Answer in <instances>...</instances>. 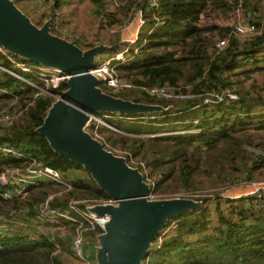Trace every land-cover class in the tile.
I'll return each mask as SVG.
<instances>
[{
  "label": "trees",
  "instance_id": "trees-1",
  "mask_svg": "<svg viewBox=\"0 0 264 264\" xmlns=\"http://www.w3.org/2000/svg\"><path fill=\"white\" fill-rule=\"evenodd\" d=\"M51 1L49 33L59 38L53 33V17L67 0ZM93 1L101 23L119 29L99 54L118 51L119 31L136 11H142L144 20L137 49L129 48L126 60L109 63L114 76L129 86L108 95L162 107L146 113H102L116 129L98 126L103 147L125 151L121 155L127 163L130 156L138 157L153 181L152 194L161 197L157 199H164L160 196L164 192H181L182 199L192 197L201 203L169 217L140 264H264V194L260 198L194 197L206 184L232 188L250 182L264 168V0H157V7H151L149 0H125L116 7L120 18L105 0ZM236 11L256 27L248 39H238L230 27L213 20ZM39 23L42 26L43 19ZM143 27L147 29L144 34ZM223 39L227 44L217 51L216 43ZM41 66L4 47L0 50V112L18 113L13 124L1 131L0 144H10L19 153L18 157L0 153V173L33 162L53 167L73 186L50 201L60 209L67 208L71 198L105 200L110 196L92 174L56 152L39 131L55 97L69 89L67 78L53 83ZM97 87L113 89L103 78ZM150 87L192 97H150L143 89ZM227 92L237 97L230 98ZM216 94L225 100L204 103ZM55 189L52 182L42 181L29 186L24 199L0 197V220L12 227L0 235V264H71L68 255L74 257L70 240L75 223L66 222V234H56L54 241L49 234L33 235L29 225L33 220L49 225L36 206ZM212 200L216 201L215 219L209 206ZM78 209H84V204H78ZM23 212L24 224L8 221ZM70 214L81 219L76 211ZM172 224L175 228L162 234ZM101 233L88 230L84 235L86 241H98ZM95 256L94 249L90 257Z\"/></svg>",
  "mask_w": 264,
  "mask_h": 264
},
{
  "label": "water",
  "instance_id": "water-1",
  "mask_svg": "<svg viewBox=\"0 0 264 264\" xmlns=\"http://www.w3.org/2000/svg\"><path fill=\"white\" fill-rule=\"evenodd\" d=\"M0 45L57 68L68 79L69 89L56 97L39 131L56 152L82 164L117 200V206L93 208L110 218L98 237L96 264H140L166 220L194 204L182 198L147 200L149 186L140 171L130 167L124 157L106 150L83 126L97 109L135 114L162 107L132 103L102 92L90 70L101 48L83 52L73 43L51 35L48 25L38 29L11 0H0Z\"/></svg>",
  "mask_w": 264,
  "mask_h": 264
},
{
  "label": "built area",
  "instance_id": "built-area-1",
  "mask_svg": "<svg viewBox=\"0 0 264 264\" xmlns=\"http://www.w3.org/2000/svg\"><path fill=\"white\" fill-rule=\"evenodd\" d=\"M149 5L151 7H157V0H149ZM137 20H139L138 29L135 33V38H125L124 41L126 43H134L138 37V32L141 26L144 24V20L142 17V11L138 10L137 12ZM226 25L230 27L231 33L240 40L248 39L254 34L256 27L253 23L245 22L241 19L239 11H236L231 15ZM230 16V17H231ZM123 41V40H122ZM227 44V40H219L216 43V50L221 51ZM3 46L0 45V50ZM128 48L125 45L120 46V50L115 57V59L119 61H124L127 58ZM124 57H127L124 59ZM26 70V68L23 67ZM99 69L100 72H105L104 79L107 84L115 89L122 88L123 86H129L119 81L113 74L112 69L109 67L110 71H108L107 67ZM92 73V72H91ZM16 75V74H14ZM62 73L57 76L51 75V81L53 83H57L59 80L64 78ZM19 77L18 75H16ZM54 78L56 82H54ZM45 81H47L45 79ZM146 94L150 97L155 98H165V99H188L191 98L190 94H173L169 92L165 87H150L143 88ZM2 91H5L2 89ZM228 93V92H227ZM230 98H236L237 96L228 93ZM224 95H215V99L205 98L204 103L209 102H221L225 100ZM107 115H99V117H95L93 115H89L88 120L83 126V130L89 133L93 138L102 143L103 137L98 133V126H106L112 130H116L114 127L110 126L103 120ZM153 117V116H152ZM15 120V115L11 112H0V134L1 128L9 127L13 124ZM91 123L94 124V128L90 129ZM190 131V130H187ZM115 155L122 156L121 152L116 150H109ZM0 153L4 155H11L14 157H18L19 153L15 150L10 144L3 143L0 144ZM125 158V157H124ZM126 160V158H125ZM127 162V161H126ZM132 168H137L143 176V180L149 186V191L146 195L147 200H156L158 197L152 194L153 181L149 177L148 169L143 162L135 160V158H129V163H127ZM42 181L52 182L55 186V191L50 192L45 199L44 202L38 204L36 206V210L38 215L45 220L49 225L55 226L56 229L59 230V236H64L67 232L66 222L75 223V228L71 236L70 240V249L77 260L78 264H96V260L91 258L87 252L86 248V238L85 231L88 230H101L103 233L105 231L106 224L110 221V218L107 214H99L93 210L96 206H117V200L112 197H109L105 200H97V199H76L71 198L68 201L67 208L60 209L59 207H55L50 204V201L54 196H62L65 193L70 192L73 189L72 183L65 180L62 174L50 167L48 165H43L41 163H31L26 165L25 167H16V168H6L4 171L0 173V197L4 199H24L27 195L28 188L31 185H36ZM238 187L248 188L243 194L230 196L232 198H237L241 196L254 195L256 198H260L264 194V180L262 181H250L244 184H238ZM78 204H84V209H78ZM70 211H76L81 216V219L73 217L70 214ZM175 228V224H172L169 228L165 229L162 234H165L170 229ZM52 241H54V236L50 237Z\"/></svg>",
  "mask_w": 264,
  "mask_h": 264
},
{
  "label": "rangeland",
  "instance_id": "rangeland-1",
  "mask_svg": "<svg viewBox=\"0 0 264 264\" xmlns=\"http://www.w3.org/2000/svg\"><path fill=\"white\" fill-rule=\"evenodd\" d=\"M14 4V7L26 15L30 22L37 27L38 29H41L42 26L48 25L50 29V24L51 21L47 15H49V10L52 5L51 0H11ZM107 7L109 6L110 10L115 12V16L121 17V14L116 11V7L122 5L125 0H105ZM97 6L93 0H67V2L63 5L61 10H57L55 12V16L53 17V33L59 36V38L72 43L75 41L77 43V47H79L83 52L90 50V49H98L103 47L105 43L111 38H115L113 35L118 29V26L115 24L108 25L107 23H101L100 17L95 15V11ZM240 17L243 21L246 22V20L242 17L240 13ZM137 11L135 14L132 15L130 21L128 24L125 26L122 25V29L119 31L120 39L119 40V49L116 53H111V52H106L105 54H99L96 53L94 55V66L91 67V72L93 75L96 76V78L100 79L105 76V72H100L98 71L101 68H104L105 66L107 67L108 71L109 69V63H113L115 60V57L117 56L120 46L125 45L127 48H133L137 49V46L135 43H126L124 39L126 38L123 36V32L130 31L132 36L130 39H134L135 33L137 32L138 29V24L139 20H137ZM232 18H216L213 19L215 23L219 25H226V22ZM43 19V25L39 23L40 20ZM211 20V21H213ZM231 20V19H230ZM140 30V29H139ZM146 27H143L141 32L144 34L146 32ZM123 40V41H122ZM92 45V46H91ZM129 57V55H127ZM127 57H124L126 59ZM41 69L43 72L49 73L52 76H57L60 74L59 69L51 67V66H46L42 65ZM63 76V75H61ZM259 79V78H258ZM54 82H56V79L54 78ZM49 81L47 80L45 82L46 85H48ZM108 85V84H107ZM102 92L105 94H110L117 92V89L115 88H106L102 87L100 89ZM57 97V96H56ZM55 97V98H56ZM106 111L102 109H97L93 111V116L99 117L102 113H105ZM146 113V112H143ZM12 114L15 115V119L18 115L16 111H13ZM107 119V118H103ZM4 128H1V131H3ZM119 151V150H117ZM121 152V151H119ZM121 153H125V151H122ZM135 160H139V158H135ZM264 180V168L260 169L259 171H256L253 177L252 181H262ZM248 191V188L244 187H238L234 186L232 188H224L219 185H208L206 184L205 186L201 187L194 193V197H216L218 195L220 196H233V195H240ZM53 192V191H50ZM49 192V193H50ZM182 193L181 192H164L163 194H160L162 198L164 199H175V198H182L181 197ZM192 196V195H191ZM161 198V197H158ZM195 207H199L201 205L200 202L194 200L192 197L189 198ZM218 200V199H217ZM215 200H212L210 203V209L212 211V217L215 219V215H213V209L215 206ZM222 204H224L223 200H221ZM193 205V207H194ZM24 212L20 214H15L12 215V217L9 218L8 221H12L17 224H24ZM32 220V219H31ZM31 228L33 231L30 229L29 231L33 232V235H36L38 232L44 233V234H49L50 236H55L56 234H59L60 229H56L55 226L52 225H42L38 224L35 220L31 221L30 224ZM8 222H4L0 220V235H6L9 233L11 228L9 227ZM26 226V225H25ZM153 244V241L151 242ZM100 246L99 240L96 241L94 239L88 240L86 244L87 252L89 255L93 254V250H96V247ZM68 260L71 262V264H75V259L71 255H68Z\"/></svg>",
  "mask_w": 264,
  "mask_h": 264
},
{
  "label": "crops",
  "instance_id": "crops-1",
  "mask_svg": "<svg viewBox=\"0 0 264 264\" xmlns=\"http://www.w3.org/2000/svg\"><path fill=\"white\" fill-rule=\"evenodd\" d=\"M123 36H125L126 38H130L132 34L130 33V31H126V32H123Z\"/></svg>",
  "mask_w": 264,
  "mask_h": 264
}]
</instances>
